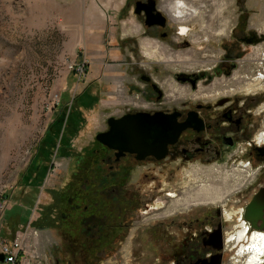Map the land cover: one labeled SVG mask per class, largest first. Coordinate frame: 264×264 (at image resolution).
I'll list each match as a JSON object with an SVG mask.
<instances>
[{"label":"rangeland","instance_id":"rangeland-1","mask_svg":"<svg viewBox=\"0 0 264 264\" xmlns=\"http://www.w3.org/2000/svg\"><path fill=\"white\" fill-rule=\"evenodd\" d=\"M71 1L0 0V238L23 236L19 264H129L131 253L159 264L158 212L140 215L135 207L131 230L115 227L128 205L163 198L157 189L136 186L126 161L111 171L114 154L96 137L108 131L109 118L155 100L147 86L131 84L144 72L134 63L160 61L166 68L157 73L166 107L190 102L192 87L181 75L213 68L224 53V30L240 14L243 27L264 29V0H199V13L214 14L194 26L192 39L200 40L191 46L180 39L175 47L169 39L163 52L133 45L134 0H82L97 10L92 44L72 35L74 25L64 17ZM177 4L179 18L197 13L182 0ZM173 186L186 192L194 185L183 177ZM11 214L26 221L12 226L18 219Z\"/></svg>","mask_w":264,"mask_h":264},{"label":"flooded vegetation","instance_id":"flooded-vegetation-1","mask_svg":"<svg viewBox=\"0 0 264 264\" xmlns=\"http://www.w3.org/2000/svg\"><path fill=\"white\" fill-rule=\"evenodd\" d=\"M182 1L197 10L194 3L199 0ZM177 3L134 0L130 11L135 20L133 45L141 47L143 42L145 49L163 52L170 47L169 39L175 47L183 40L191 46L198 42L192 39L194 26L201 18L213 19L214 14L197 10L179 18ZM244 20L245 14H240L224 30L223 56L210 71L184 73L179 78L191 84L190 102L166 107L167 95L157 80V73L165 74L166 68L160 61L134 63L144 72L135 75L131 84H144L155 100L139 102L135 109L114 118H174L184 130L165 158L139 160L137 154H121L100 143L114 154L111 171H118L126 161L131 174L138 176L136 186L157 189L163 198L159 204L147 199L128 205L123 222L115 227L117 233L130 231L135 207L140 215L158 212L163 244L159 264H264V29H247ZM170 31L177 38H171ZM137 168L143 171L137 173ZM183 177L193 180L194 186L186 192L173 188L174 181ZM129 264L148 263L131 253Z\"/></svg>","mask_w":264,"mask_h":264},{"label":"water","instance_id":"water-1","mask_svg":"<svg viewBox=\"0 0 264 264\" xmlns=\"http://www.w3.org/2000/svg\"><path fill=\"white\" fill-rule=\"evenodd\" d=\"M108 125L109 131L98 134L96 140L121 154H137L139 160L148 156L165 158L168 147L178 140L184 130L174 118L164 115L111 117ZM0 263H5L2 255Z\"/></svg>","mask_w":264,"mask_h":264},{"label":"crops","instance_id":"crops-1","mask_svg":"<svg viewBox=\"0 0 264 264\" xmlns=\"http://www.w3.org/2000/svg\"><path fill=\"white\" fill-rule=\"evenodd\" d=\"M64 17L70 25H74L72 35L87 37V43H94L96 36L93 29L97 28L98 21L97 10L94 7L89 10L87 6L84 7V1L74 0L71 1L69 9L65 10Z\"/></svg>","mask_w":264,"mask_h":264},{"label":"built area","instance_id":"built-area-1","mask_svg":"<svg viewBox=\"0 0 264 264\" xmlns=\"http://www.w3.org/2000/svg\"><path fill=\"white\" fill-rule=\"evenodd\" d=\"M23 244L24 238L21 234L11 242L0 238V255L5 259L4 264H19Z\"/></svg>","mask_w":264,"mask_h":264},{"label":"trees","instance_id":"trees-1","mask_svg":"<svg viewBox=\"0 0 264 264\" xmlns=\"http://www.w3.org/2000/svg\"><path fill=\"white\" fill-rule=\"evenodd\" d=\"M50 135V131H49V134L47 135V136H49ZM52 137V136H51ZM51 137H49L48 138V140H47V145L48 146H51V147H54L55 145H54V140L53 139H51ZM64 138L62 139V142H64ZM53 144V145H52ZM64 148V147H63ZM43 160L39 157L38 159H37V165L39 166V165H41V162H42ZM12 215V214H11ZM9 215V219L10 220H15L16 218L18 219L20 216H19V214H16V215ZM24 221H26V219H18V220H16V221H14V222H11V225L12 226H17L18 224H20L21 222H24Z\"/></svg>","mask_w":264,"mask_h":264},{"label":"bare ground","instance_id":"bare-ground-1","mask_svg":"<svg viewBox=\"0 0 264 264\" xmlns=\"http://www.w3.org/2000/svg\"><path fill=\"white\" fill-rule=\"evenodd\" d=\"M180 7V6H179Z\"/></svg>","mask_w":264,"mask_h":264}]
</instances>
